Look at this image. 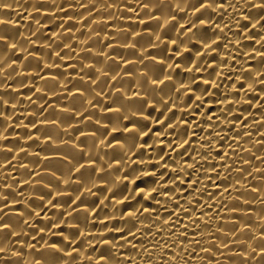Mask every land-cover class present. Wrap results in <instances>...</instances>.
<instances>
[{"label": "bare ground", "instance_id": "6f19581e", "mask_svg": "<svg viewBox=\"0 0 264 264\" xmlns=\"http://www.w3.org/2000/svg\"><path fill=\"white\" fill-rule=\"evenodd\" d=\"M0 264H264V0H0Z\"/></svg>", "mask_w": 264, "mask_h": 264}, {"label": "snow or ice", "instance_id": "6c2138e0", "mask_svg": "<svg viewBox=\"0 0 264 264\" xmlns=\"http://www.w3.org/2000/svg\"><path fill=\"white\" fill-rule=\"evenodd\" d=\"M4 7H8V5H4Z\"/></svg>", "mask_w": 264, "mask_h": 264}]
</instances>
